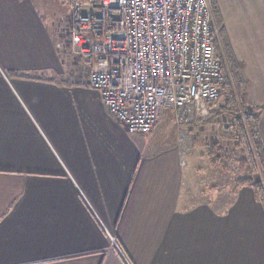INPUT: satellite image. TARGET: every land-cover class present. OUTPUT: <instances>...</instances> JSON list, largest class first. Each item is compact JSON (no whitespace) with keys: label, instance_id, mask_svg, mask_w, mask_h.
I'll return each instance as SVG.
<instances>
[{"label":"crops","instance_id":"obj_1","mask_svg":"<svg viewBox=\"0 0 264 264\" xmlns=\"http://www.w3.org/2000/svg\"><path fill=\"white\" fill-rule=\"evenodd\" d=\"M212 1L260 107L264 0ZM32 2L0 0V264H264L254 188L190 202L176 131L159 117L131 133L87 74L64 75L56 28ZM257 131L264 152V108Z\"/></svg>","mask_w":264,"mask_h":264},{"label":"built area","instance_id":"obj_2","mask_svg":"<svg viewBox=\"0 0 264 264\" xmlns=\"http://www.w3.org/2000/svg\"><path fill=\"white\" fill-rule=\"evenodd\" d=\"M67 2L71 48L89 85L129 132H151L164 111L176 125L209 115L223 81L209 0ZM177 142L185 158L184 141Z\"/></svg>","mask_w":264,"mask_h":264},{"label":"rangeland","instance_id":"obj_3","mask_svg":"<svg viewBox=\"0 0 264 264\" xmlns=\"http://www.w3.org/2000/svg\"><path fill=\"white\" fill-rule=\"evenodd\" d=\"M32 3L37 6L40 12L42 11L46 15V21L50 29L56 28L57 35L55 40L59 45L58 49L60 51L58 53L63 62L64 75H69L73 72L85 77L87 69L71 48L67 0H33ZM212 14L216 31V44L220 45L217 32L218 25L216 24L213 11ZM225 68H228L226 64ZM223 83L224 75L219 99L210 107L209 115L200 120L201 122L176 125L174 122L175 116L171 112L164 111L160 116V120H166L169 129L172 128L176 131L177 137L184 141L183 146L190 152L187 156L188 165L186 160V168L189 175V179H186V182L191 187L190 202L196 197L203 198L207 196L206 192L214 191L213 188L215 187L217 188V194L218 190L221 191L220 197H228L232 190L236 188V183L247 174V172L243 173L240 170L237 162V158L241 156V148L236 140L230 136L237 134L233 120L228 114L216 113L227 104L224 95L221 94ZM189 132H191V135ZM216 147L215 154L218 157V161L213 164V155L211 156L210 152ZM194 191L197 192L194 193Z\"/></svg>","mask_w":264,"mask_h":264},{"label":"trees","instance_id":"obj_4","mask_svg":"<svg viewBox=\"0 0 264 264\" xmlns=\"http://www.w3.org/2000/svg\"><path fill=\"white\" fill-rule=\"evenodd\" d=\"M211 8L214 13L217 32L219 34L220 45L215 43L217 56L222 63L224 75V83L221 94L226 99V106L221 108V114H228L234 122L236 129L235 135H230L241 148V156L237 158L238 166L243 173L247 172L242 179L236 183V187L249 185L256 191L257 198L264 208V152L261 146L260 138L257 131L258 112L264 105L260 107L251 106L247 102L246 82L241 72V68L232 53L227 49L224 43L219 25V16L217 7L210 0ZM225 64L228 68H225ZM216 102L212 103L214 105ZM242 112H241V111ZM214 148L210 154L213 157L212 163L216 164L218 157L215 154Z\"/></svg>","mask_w":264,"mask_h":264}]
</instances>
